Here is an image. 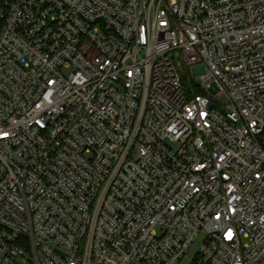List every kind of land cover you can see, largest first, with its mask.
I'll return each mask as SVG.
<instances>
[{"label": "built area", "instance_id": "built-area-1", "mask_svg": "<svg viewBox=\"0 0 264 264\" xmlns=\"http://www.w3.org/2000/svg\"><path fill=\"white\" fill-rule=\"evenodd\" d=\"M0 21V264H264V0Z\"/></svg>", "mask_w": 264, "mask_h": 264}, {"label": "rangeland", "instance_id": "rangeland-1", "mask_svg": "<svg viewBox=\"0 0 264 264\" xmlns=\"http://www.w3.org/2000/svg\"><path fill=\"white\" fill-rule=\"evenodd\" d=\"M69 73H70L69 70H65L63 72V74L65 76H68ZM184 73H185L186 76L190 75V71H184ZM201 242H202V239L198 240L195 244L192 245V247L189 250V254H188L187 258H185V260L181 264H190L191 258L198 252V250H199V248L201 246Z\"/></svg>", "mask_w": 264, "mask_h": 264}, {"label": "trees", "instance_id": "trees-1", "mask_svg": "<svg viewBox=\"0 0 264 264\" xmlns=\"http://www.w3.org/2000/svg\"><path fill=\"white\" fill-rule=\"evenodd\" d=\"M4 1H6V0H0V6L3 4ZM1 25H2V22L0 21V27H1Z\"/></svg>", "mask_w": 264, "mask_h": 264}]
</instances>
